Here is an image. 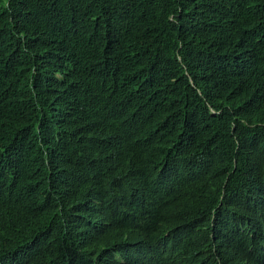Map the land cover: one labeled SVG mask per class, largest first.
Masks as SVG:
<instances>
[{
    "label": "trees",
    "instance_id": "16d2710c",
    "mask_svg": "<svg viewBox=\"0 0 264 264\" xmlns=\"http://www.w3.org/2000/svg\"><path fill=\"white\" fill-rule=\"evenodd\" d=\"M128 246L264 264V0H0V264Z\"/></svg>",
    "mask_w": 264,
    "mask_h": 264
},
{
    "label": "clouds",
    "instance_id": "9594fccd",
    "mask_svg": "<svg viewBox=\"0 0 264 264\" xmlns=\"http://www.w3.org/2000/svg\"><path fill=\"white\" fill-rule=\"evenodd\" d=\"M130 247V248H129ZM127 248V247H126ZM124 249L123 250V252L121 253V254H115V256L117 257V258H122L123 256L126 258V262L128 263V264H142V263H144V262H142V261H136V262H134V263H132V260H133V258H132V251H131V246H128V248L127 249Z\"/></svg>",
    "mask_w": 264,
    "mask_h": 264
}]
</instances>
